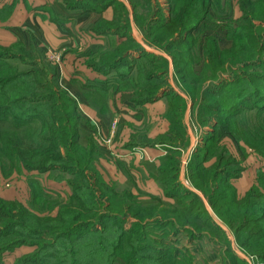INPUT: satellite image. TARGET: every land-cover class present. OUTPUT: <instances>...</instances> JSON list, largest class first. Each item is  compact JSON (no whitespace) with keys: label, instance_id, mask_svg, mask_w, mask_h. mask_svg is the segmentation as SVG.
I'll return each mask as SVG.
<instances>
[{"label":"rangeland","instance_id":"374dc122","mask_svg":"<svg viewBox=\"0 0 264 264\" xmlns=\"http://www.w3.org/2000/svg\"><path fill=\"white\" fill-rule=\"evenodd\" d=\"M21 1L23 0H0V108L7 103L9 106L8 111L17 118H12L14 123L24 121L26 124L28 112L32 111V108H34L33 114L35 112L46 114L50 105L62 104L64 100L63 92L57 89L56 82L50 77L54 66L48 63V58L42 48L38 44L29 41V39L24 42L15 30L7 31L9 27L8 19L12 10ZM68 1L70 3L78 2V4L83 2V0ZM188 2L190 0H86L88 5L85 8L98 11L109 9V19L101 17L98 23L92 27L90 33L102 38L105 36L102 35L103 33H110L109 40L104 42L101 51L102 56H105L103 52L108 54V51L113 48L119 46L123 48L125 52L123 54L122 51V54L126 56L123 59V68L127 69V73H131L132 84L141 86L136 84L141 73L144 72L147 75L152 73L155 80L152 82V86L148 88L144 86V89L160 90L161 92L156 93L157 99L167 95L170 89H179L186 95L188 100H192L191 109L187 112L186 101L184 102V99H176L172 96L173 99L170 100L169 107L171 108L170 104L172 103L178 106L180 119L177 116L175 121L170 113V108L167 116L171 121L174 120V124L179 123V121L180 123L186 121L190 126L195 150L202 149L199 157L206 160L205 167L214 165L218 161V153L222 151V163L220 170L217 169L218 179L226 176L233 187L234 184L237 186L243 185L244 187L255 184L263 191V159L243 140L238 143L233 139L236 146L228 140L226 151L222 150L220 147H223V145L218 144L215 140L220 146L217 147L213 141L214 138L210 136L209 131L213 129L211 120L214 116L211 115V110H206L205 103L208 101L211 104L216 103L224 94L219 95L220 91H217L214 97L211 94L209 96L204 94V91L212 83L210 80L203 83V79L208 76V73L206 72L204 60L201 65L199 64L202 56L204 57L202 45L205 38H217L225 35V27L231 28L233 26L231 24L237 21L240 22L242 12L239 10L238 0H227L230 12L228 16L220 19L209 12L187 35L186 31L183 32V29L193 26L198 11V6L194 4V7H190V13L186 12L184 6L187 7ZM220 3L222 6V2ZM175 7L180 8L179 10L183 16L179 22L174 19L172 14ZM253 7L254 15L251 17V24L256 36L261 41L264 37V13L262 12L264 11V0H255ZM235 10H237V17L234 18ZM249 20L250 18L245 21L248 22ZM247 22L241 21V23ZM204 24L211 26L204 29ZM167 27H169L168 32L166 31ZM241 32L243 34L239 36L244 40L247 30L243 29ZM111 41H118V44L114 45ZM245 43L248 44V42ZM108 44V49H106L105 46ZM145 44L157 54L149 56V52L143 48ZM190 44L192 45L191 49ZM173 52L180 55L182 67L180 78L182 81L179 79L178 72L174 70L171 56ZM245 57L251 60L249 66H237V71H227V78L217 76L218 78L213 81L216 86L221 81L222 83L226 82L230 87V91L227 90L225 96L227 97V103L235 100V90L239 91L240 88H244L240 95L250 89H264L263 77L259 78L262 73L264 74V64L261 62V59L264 61V48H260V53L250 50ZM258 57H260V60L256 61ZM237 58L244 57L239 56ZM165 59L170 60L171 69L164 63V61H167ZM177 60L179 59L177 58ZM182 63L187 65L188 68ZM158 66L164 67L157 71ZM225 66L227 68V64ZM105 71L108 72L109 70L106 69ZM188 81L192 83L188 84ZM194 91L195 93H193ZM39 99L41 102L36 104L34 101ZM149 101L151 102L153 99ZM244 106H246V109L240 114L242 119L245 118L244 114L255 116L258 111L261 115L262 111L260 109L264 108V98H261V95L255 96L247 100ZM184 110H186L185 115L182 114ZM203 116L208 118H203ZM44 118L45 115H42L38 119L42 120ZM209 122L210 126H207L206 123ZM40 124L42 123L27 124L28 126L31 125L29 130L36 129L35 134L32 135L33 137H39L40 130L37 126ZM4 132L3 130V134L0 135V141L5 136ZM27 141L35 143L33 145L39 143L37 138L27 139ZM144 142L145 140L139 143ZM145 144L146 146H154L158 143L146 141ZM160 144L162 143L158 145ZM136 146L140 147V145ZM183 146H186L184 136L183 141L178 140L177 147L184 149ZM164 148L170 149L167 146H164ZM13 151L14 148L11 152ZM11 152L1 145L0 155H3L4 158L0 161V264H41L40 258L42 255H54L58 252L59 258L56 259V264H109L110 260L114 258L109 256L112 251H114V255H118L120 252L123 253L124 249L129 250L127 241L131 238L130 229H134L135 226L138 227L139 232H136L137 239L134 240V243L141 245L146 243L147 247L146 251L143 249L137 251L138 255L142 253V258L140 256L137 258L139 264H156L152 260L146 259V256L154 255L153 250L155 249L166 251L167 254L171 253L174 264H254V258L238 247L232 230L216 216L209 205L207 209H209L213 218L224 225L226 230H223L224 233L217 239L215 235L211 234L212 232L204 233L201 231L198 233L194 227L190 226L194 232L193 239L181 225L175 224L174 227L162 226L164 224H161L155 218H146L151 214H155V210L144 208L140 210L134 204L127 202L125 198H118L120 196L118 190L121 191L123 186L106 181L98 170L97 173L93 170V172L75 175L70 174V171L57 168L40 171L37 169L38 166L35 165L27 168L16 154L11 159ZM6 153H10V156L7 157ZM25 153L31 155L32 150H27ZM96 169H98L97 166ZM203 174L205 180H210L209 171ZM200 177L202 180L203 176ZM82 182L84 183L81 184ZM102 184L105 187L101 186ZM75 186H78L77 189L74 188ZM118 186L120 187L118 188ZM102 187L104 191H101ZM89 191H92V195L89 194ZM138 192L141 193L142 191L138 190ZM230 193V190L227 189V195ZM105 195H111L117 199L116 202H119L120 210L118 214L111 213L112 209L107 207L108 198ZM134 198L137 201L136 195H134ZM65 205L74 208L77 215L62 213V211H65ZM166 206L160 209L163 210ZM125 208H130V213L135 214L137 217L130 214L123 217L121 213L125 211ZM109 213L121 215L119 217L122 219V222L120 221L121 228L118 229L123 230V238L119 241L120 245L117 249H114L117 246L115 244L117 237L114 234L117 233L118 229L112 224V220H110L112 218H109L112 215ZM162 213L165 214L164 211ZM113 221L120 223L118 219ZM71 222L72 224L76 222V225L74 224L72 228L69 227ZM133 222L137 225L132 224ZM174 228L177 230H174ZM212 235L215 236L217 244L214 247L217 250L219 247L222 248L217 255L215 253L212 255L209 246L190 245L189 248L193 252L182 249L183 245L192 244L190 243L191 240L200 239L202 242L210 243L213 238ZM182 237L186 240L183 241ZM233 251L236 256L232 254ZM47 258L51 262V257L47 256Z\"/></svg>","mask_w":264,"mask_h":264},{"label":"trees","instance_id":"16d2710c","mask_svg":"<svg viewBox=\"0 0 264 264\" xmlns=\"http://www.w3.org/2000/svg\"><path fill=\"white\" fill-rule=\"evenodd\" d=\"M64 2L66 3V5L71 7L85 8L88 5V3H86V0H83V2L79 4L78 2L70 3V1L68 0H64ZM220 2H222V6ZM254 2L255 0H238V7L242 12V15L240 16V22L237 21L231 24L233 25L231 26V28H226L224 26L226 29L225 36L231 41V45L229 46V48L221 50L218 46L217 40L214 37L205 38L202 47L203 55L207 60L205 61L204 65L206 67L208 76L203 79V83L206 80H210L212 85L208 86L206 90H203H205L204 94H208V96L209 94H211L212 97L216 96L215 93H217V91H220L218 93L219 95L224 94L222 95L220 100L216 101V103L211 104L209 103V101L205 103L206 110H211V115L214 116L211 120L213 129L215 128L216 124L226 125L230 131L231 136L236 142L239 143V141L243 140L264 161V108L260 109L262 111L261 115H259L260 112L258 111L255 116L244 114V119L240 117V114L243 113L246 109V106H244L245 102L255 96L258 97L261 95V98H264L262 97V95H264V89H250L246 93L240 95L242 93V89H244L240 88L239 91L235 90V100L227 103V97L225 96L227 90L230 91V87H228V84L226 82L222 83L221 81H219V84H217L218 86H216V84L213 83V81L220 76H225L227 78V71H237V66H249V61L251 60H248V58L245 57L247 55V52H249L250 50H254L256 51V53H260V48H264V37L260 41L258 36H256L251 24V17H253L254 15ZM188 3L190 5L188 4L187 7L184 6L186 12L190 13V7H194V4L198 6V11L196 13L197 17L195 18L193 26H189L183 29V32L186 31L187 35L190 34V32L199 24V22L209 14V12L213 13L215 17L220 19L225 18L230 13L229 2L227 4V0H190V2ZM179 9V7H175L174 12H172L174 19L177 22H179L181 17H183ZM262 12L264 13V11ZM249 18L250 20L248 22L245 21ZM241 21L247 23H241ZM243 29L247 30V34L244 35V40L245 42H248V44L245 43L244 40L239 36L240 34H243V32H241ZM166 31H169V27L166 28ZM189 47L191 49L192 45L190 44ZM122 51L123 48L119 46L117 48L111 49V51H108V54L106 52H103L105 56H102V54L100 55V67L103 70H110V68L114 65L122 63L121 61L126 58V56L123 55L125 51H123V54ZM171 56L173 59L174 70L175 72H178L179 79L182 81V79L180 78V73L182 72L180 71L182 68L179 58L180 55L173 52ZM239 56H243L244 58H237ZM177 58L179 60H177ZM259 60L260 57L256 59V61ZM261 62H263L262 64H264V61L262 59ZM164 63L166 64L165 61ZM226 64L227 68L225 66ZM182 65L185 64L182 63ZM185 66L186 68H188L187 65ZM158 67L159 69L156 68L157 71L161 70L164 66ZM189 68L191 71L190 66ZM125 70L127 69L125 68ZM50 77L54 80V82H56L57 89L63 92L64 101L62 104L58 103L53 106L50 105L47 108L48 112L46 114H42L40 112H35L33 114L34 108H32V111L28 112L26 124L24 121H22L21 123H14L13 119L17 118L8 111L9 106L7 105V103L2 108H0V135L3 134V130L5 131V136L3 140L0 141V143L5 149H8L10 152L12 148H14V151L11 152V156L10 153H6L5 155L7 157L10 156V158L12 159L16 154L19 160H21L27 168H31L35 165L38 166L37 169L40 171L57 168L64 171H70V174L72 175L85 174V172L89 173L91 171L93 172V170L97 173L98 169H96V160L98 159L99 155L96 151L95 145L91 140H89L85 145H81L78 143L77 103L68 95L65 90L59 88L57 81H55L56 78L54 69ZM260 77L264 82L263 73L259 76V78ZM131 79L132 75L130 74V78H124V82L130 83L131 86L136 89L134 90L133 96L136 103H142L143 101H148L156 97L158 89H144V86H146V88L152 86V82L155 80V76L152 75V73H150V75H147L144 72L141 73L140 79L136 83L141 86L132 84ZM187 83L189 84L192 82L188 81ZM193 93H195V91ZM173 97H175L176 99H183L178 95H175ZM34 102H36L37 104L41 102V100L39 99ZM173 105L170 108V113L172 112L171 115L173 118H175L176 121L177 116L178 119H180V114L178 111V106H176L174 103ZM42 115H45V118L42 120L38 119L39 116ZM203 118L208 117L203 116ZM39 120L42 122H40ZM33 122L42 123L37 126L40 130V133L38 134L39 137L32 136L35 134L36 129L29 130L31 125L28 126L27 124H32ZM173 122L174 120L171 121L170 132L161 136L159 140L178 138L183 141L184 130L180 121L179 123L175 124ZM200 122L203 123L202 121ZM206 124L207 126H210V122ZM21 129H23V131H21ZM209 133L210 136L214 138L210 131ZM26 138H32V140L34 138H37L39 143L38 145H33L35 143L27 141ZM213 141L217 147H220L216 143L215 138L213 139ZM177 146L178 143L176 146L173 145L172 147H170V149H168V154L161 158V163L159 166L161 176L158 179V183L161 186H167L165 187L164 191L168 196L173 197V204L168 203L163 210H158L157 207L154 208V206H156L155 202H157L155 201V199L152 198V200L149 201L150 203H143L138 199L136 201L131 191L124 186L121 187V191L118 190V192L120 193V196L118 198H125L127 202L134 204L140 210H142L143 208L146 210H155V214H151L146 218H155L161 224H164L162 226L174 227L175 224L181 225L184 229H186L188 234L193 237L194 232L190 228L191 226L194 227V229L198 233L201 231H203L204 233L212 232L211 234L215 235L218 239L219 236L224 232L211 219L210 215L205 210L201 199L193 193L177 194L173 193V190H171V188L175 186L180 156V148ZM220 148L227 151V148L225 146ZM30 149L32 150L31 155L26 154L25 151ZM200 150L202 149L199 148L195 150L190 156L187 165L188 171L186 174L189 182L207 199V202L209 203L216 216L221 219L229 229L232 230L234 239L238 247L244 253L249 254L254 258V264H264V187L262 191L259 187H257V185L252 184L242 196H239L237 194L236 188L230 184V181H228V178L226 176L224 178L218 179L219 176L217 175V172L218 170H220V165L222 163V151L218 153V161H216L214 165L205 167L204 162L206 160H204L203 158L200 159ZM3 158L4 156L0 155V161ZM207 171H209V174L211 175L210 180H205L203 173ZM200 176H203L202 180ZM83 183L84 182H82L81 184ZM101 186L104 185L102 184ZM77 187L75 186L74 188L77 189ZM119 187L120 186H118V188ZM227 189H229L231 192L228 195ZM101 191H104L103 187L101 188ZM89 194L92 195V191H89ZM114 195L116 196V194ZM105 196L106 198H108L106 203L107 207L112 209L111 213L115 212L118 214L120 210L119 202H116L117 199L111 195ZM65 206V211H62V213H68L69 215H71V213H74V216L77 215V212L74 208H71L67 205ZM163 211L165 212V214L162 213ZM127 214H130L133 217H137L135 216V214L130 213V208H125V211L121 213L123 217H125ZM110 215H112V217H109L112 218L110 219L112 220V224L118 229L122 222V219L119 217L121 215ZM117 219L119 222H121L116 223L115 221H113ZM74 224L76 225V222H74L73 224L71 222L69 227L72 228ZM132 224L137 225V223L135 222H133ZM174 230L177 229L174 228ZM122 231L123 230L118 229L116 231L117 233L114 234V236L117 237L115 241V244L117 246H115L114 249H117L120 245L119 241H121L123 238ZM130 231L131 238L129 241H127L129 250L126 251V249H124L123 253L120 252V254L118 255H114V251H112L109 256H113L114 258L110 260L109 264H139L137 258L138 256L141 257L142 253L141 255H138L137 251H140L142 249L146 251V243H143L142 245L134 243V240L137 239L136 232H139L138 227L135 226L134 229H130ZM213 235L212 241L215 242V236ZM182 249L184 250L187 248L182 247ZM153 251L155 252L153 256L145 255L147 260H152L156 264H174L171 253L167 254L166 251H161L160 249H155ZM232 254L236 256L234 251L232 252ZM47 256L51 257V262L49 261ZM58 258L59 252L58 254L56 253L54 255L44 254L40 258V262L41 264H56V259Z\"/></svg>","mask_w":264,"mask_h":264},{"label":"crops","instance_id":"0c3cea01","mask_svg":"<svg viewBox=\"0 0 264 264\" xmlns=\"http://www.w3.org/2000/svg\"><path fill=\"white\" fill-rule=\"evenodd\" d=\"M109 14L108 8L98 11L92 8L71 7L66 5L64 0H23L14 6L8 19L7 31L15 30L24 42L29 39L38 44L47 56L48 63L54 66L59 88L65 90L77 103L78 143L85 145L89 140L93 142L99 155L96 166L104 179L128 188L143 203H150L152 198L155 199L159 210L174 202L173 197L164 191L167 186L158 183L161 176L159 170L161 158L168 154L164 146H176L179 140L178 138L159 140L161 136L170 132L171 121L167 116L169 102L173 99L172 96L178 95L184 102L186 101V110L189 112L192 100H188L179 89H170L162 98L154 97L151 102L148 100L143 101V104L136 103L133 98L136 89L130 83L124 82V78H130L131 74L123 68L124 62L114 65L108 72L100 67L101 51L105 40H109L110 33H103L105 36L102 38L94 36L90 31L101 17L109 19ZM235 17L237 10L234 12ZM210 26L204 24L203 28L208 29ZM215 39L221 50L231 45L230 39L225 35ZM112 44H118V41ZM108 46L109 44L105 46L106 49ZM61 47H64L65 51L61 53L60 59L56 61L51 59L50 51L59 50ZM143 48L149 52V56L157 54L146 44ZM165 60L171 69L170 60ZM203 60L206 61L202 56L200 65ZM171 86L173 87L172 84ZM172 105L173 103L170 104L171 107ZM186 110L182 111L183 115ZM181 125L186 146L180 149L177 177L171 190L177 194L197 195L214 223L225 231L226 227L217 222L207 209L209 203L206 198L187 178V165L195 151V144L190 126L186 121H181ZM210 132L218 144L227 148L229 140L236 146L226 125L216 124ZM104 138L107 142H103ZM143 140L162 144L146 146L145 142L139 143ZM249 186L234 184L239 196H242ZM190 243L192 244L183 245L190 252H193L189 248L190 245L209 246L212 255L219 254L218 251L222 249L219 247L217 250L214 241L207 243L199 239L191 240Z\"/></svg>","mask_w":264,"mask_h":264},{"label":"built area","instance_id":"2783aa9c","mask_svg":"<svg viewBox=\"0 0 264 264\" xmlns=\"http://www.w3.org/2000/svg\"><path fill=\"white\" fill-rule=\"evenodd\" d=\"M65 51V48L64 47H61L59 50H56V51H50L49 55H50V58L51 59H54L55 61L56 60H59L60 59V55L61 53ZM103 142H107V139L104 138L103 139Z\"/></svg>","mask_w":264,"mask_h":264}]
</instances>
